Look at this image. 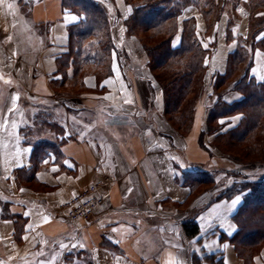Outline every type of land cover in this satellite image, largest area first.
<instances>
[{
    "label": "crops",
    "instance_id": "0c3cea01",
    "mask_svg": "<svg viewBox=\"0 0 264 264\" xmlns=\"http://www.w3.org/2000/svg\"><path fill=\"white\" fill-rule=\"evenodd\" d=\"M110 8L117 46L112 74L99 82L87 73L82 86H57L58 57L68 50L69 26L80 15L63 0H0V264H192L198 238L207 252L222 253L225 264H246L220 237L237 230L232 217L241 194L210 202L233 178L219 172L216 187L198 193L183 183V172L247 170L222 167L200 145L206 104H197L187 134L171 126L144 48L126 33L132 6L115 0ZM191 16L203 34L204 18L194 6L183 10L180 21ZM226 31L223 17L211 73H223L236 48ZM251 74L264 78L260 51ZM240 98L236 90L224 93L228 103ZM239 119L231 117L225 128ZM39 141L50 145L38 152ZM104 176L110 181L100 190L104 202L93 218L69 220L65 199ZM191 216L200 226L195 238L182 225ZM250 264H264V246Z\"/></svg>",
    "mask_w": 264,
    "mask_h": 264
},
{
    "label": "trees",
    "instance_id": "16d2710c",
    "mask_svg": "<svg viewBox=\"0 0 264 264\" xmlns=\"http://www.w3.org/2000/svg\"><path fill=\"white\" fill-rule=\"evenodd\" d=\"M114 1L63 0V6L77 12L80 20L69 26L68 50L58 57V70L52 78L54 85L69 83L72 86H82L83 76L87 73H94L99 82L112 74L113 54L117 52L111 22L113 9L110 8ZM205 1L206 7L200 9V13L207 24L206 33L212 38L208 45H204L200 39L196 17L180 21L183 10L196 6V0H126L132 6L131 15L125 20L126 33L129 36L139 35L147 50V65L163 89L166 112L169 107H181V101L185 100L189 92H195V99L196 93H206L210 75L212 91L209 93L210 101L206 103V108H209L206 127L201 130L198 138L201 146L211 153L204 136L214 132L216 139L225 141L227 148L223 147L222 150L218 145L214 147L234 161L242 163L241 157L253 154L261 159L255 162L263 164L264 78L257 80L251 74V67L255 50L264 52V0L247 1L249 23L246 33L237 34V25L234 24L236 21L229 18L227 39H236L237 45L229 53L223 73H210L209 60L215 48V31L223 10L220 4L225 0ZM180 26V41L175 45L174 38L180 31ZM70 67H73L71 76L68 75ZM193 88L195 91H191ZM228 90H236L241 98L232 103L226 102L224 93ZM235 115H240L238 123L225 128ZM190 129L191 127L188 131ZM64 141L62 139L60 143ZM49 145L47 141H39L35 144V149L39 152ZM228 146L238 147L245 156L239 152L231 154ZM38 152L34 153V158L40 157ZM251 162L247 161L248 164ZM219 172H225L233 180L212 197L210 202L237 194L242 196L232 217L237 225L235 234L228 237L222 232L220 237L222 240H229L237 254L246 264H250L264 246V173L250 175L229 169L201 168L184 171L183 183L189 185L193 192L209 191L216 187L215 178ZM200 186L202 188L198 191ZM182 225L189 238L199 235L200 226L196 216L184 219ZM201 244V238H198L196 246L191 250L192 264H225L222 253H209Z\"/></svg>",
    "mask_w": 264,
    "mask_h": 264
},
{
    "label": "rangeland",
    "instance_id": "374dc122",
    "mask_svg": "<svg viewBox=\"0 0 264 264\" xmlns=\"http://www.w3.org/2000/svg\"><path fill=\"white\" fill-rule=\"evenodd\" d=\"M247 1L248 0H225V2L223 4H220L221 5L220 7H222L223 10H222V14L220 16L219 21L221 20V18L224 17V19H225V17H226L227 26H228L229 18H232L233 20L236 21V22H234V24H236L237 28H238V29H236V31H238L237 34H240V35L244 34L245 31H247V29H248L249 10L246 8ZM196 2H197L198 6L196 5L194 7L200 13V9H204L206 7L205 6L206 1L205 0H196ZM216 14H217V12L215 13V15ZM203 18H204V16H203ZM219 21H218V23H219ZM204 22H205L206 29L204 30L203 34H201L202 33L201 32L199 36H200V39L203 41L204 45H208V44H210V41L212 40V38L210 39L211 35L209 36L206 33L207 32V24H206L205 18H204ZM218 23H217V26H218ZM197 32H198V26H197ZM215 32H216L215 33V35H216L215 46H216L218 43V41H217V38H218L217 28H216ZM242 32H244V33H242ZM134 37H137L138 40L140 41V43L142 44V41H141L139 35L134 36ZM226 41L227 42L230 41L227 39V34H226ZM142 47L144 48L143 44H142ZM257 51H260L262 53V55L264 56V52L260 49L255 50L254 56H255ZM144 52L146 54V57L148 58V53H147V50L145 48H144ZM227 62H228V57H227ZM209 71H210V68H209ZM210 73H211V71H210ZM209 77H210V75L208 76V81H207L208 82V85H207L208 88H207L206 93L200 94V92H199L198 95L196 93L198 100H197V98L196 99L194 98L195 92H194V94L192 92H189V94L187 95L185 100L181 101L182 102L181 107L178 106L176 109H174V108L172 109L171 107H169L167 112L165 111V107H164L165 115H166L167 119L169 120V122L171 123V126L177 132H179L181 136H183L184 134H187L188 129L192 126L197 104L200 102H202L203 104H206L207 102L210 101L209 99L211 96L209 93H211V91H212V86L210 84L211 82L209 80ZM191 91H195L194 88ZM164 97L165 96L163 94V100H164V106H165L166 102H165ZM181 109H182V111H181ZM208 110H209V108L207 107L206 108L207 114H209ZM207 114H206V118H205V124L207 122ZM213 127H215V124H213ZM212 132H213V129H212ZM204 139L207 140V142L210 146L211 155H217L218 162H220L222 164V167L246 169L250 175H253V174L255 175L258 172H259L258 174L264 173V163L259 164V163L255 162V161L261 160L260 158H257L255 155L251 154L250 156L247 155L246 157H241L240 159H241L242 163H239V162L234 161L231 157H229V155L224 154L223 151H221L220 149H217L214 147L215 145H218V146H220V148L222 150H223V147H224V149L227 148V146L224 144L225 141H220V140L216 139L214 132L212 134H207V135L205 134ZM228 149L231 152V154H234V155L238 154V152L241 153L240 149H238V147L235 148L232 146H230V147L228 146ZM241 154L244 155V153H241ZM247 161H252V162L248 164ZM104 177L102 179H104ZM103 185L101 186V188L103 187ZM86 186H88V185H86ZM86 186H84L82 188H85ZM82 188H80V189H82ZM201 188H202V186H200L198 188V191ZM98 209H99V207H97L95 209L93 216L95 215V213ZM93 216H92V218H93Z\"/></svg>",
    "mask_w": 264,
    "mask_h": 264
},
{
    "label": "built area",
    "instance_id": "2783aa9c",
    "mask_svg": "<svg viewBox=\"0 0 264 264\" xmlns=\"http://www.w3.org/2000/svg\"><path fill=\"white\" fill-rule=\"evenodd\" d=\"M109 181L110 177L105 176L104 179L97 180L69 195L62 204L68 219L73 222L91 220L95 209L104 202V197L100 192L101 186Z\"/></svg>",
    "mask_w": 264,
    "mask_h": 264
}]
</instances>
